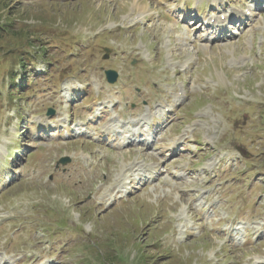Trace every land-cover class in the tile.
Returning a JSON list of instances; mask_svg holds the SVG:
<instances>
[{
  "label": "rangeland",
  "instance_id": "374dc122",
  "mask_svg": "<svg viewBox=\"0 0 264 264\" xmlns=\"http://www.w3.org/2000/svg\"><path fill=\"white\" fill-rule=\"evenodd\" d=\"M213 3L0 0V264H264V0Z\"/></svg>",
  "mask_w": 264,
  "mask_h": 264
},
{
  "label": "water",
  "instance_id": "95a60500",
  "mask_svg": "<svg viewBox=\"0 0 264 264\" xmlns=\"http://www.w3.org/2000/svg\"><path fill=\"white\" fill-rule=\"evenodd\" d=\"M105 76L108 83H114L116 80V73L114 71H105ZM48 114H52L51 110L48 111ZM67 161V159H61L59 163L65 164Z\"/></svg>",
  "mask_w": 264,
  "mask_h": 264
},
{
  "label": "bare ground",
  "instance_id": "6f19581e",
  "mask_svg": "<svg viewBox=\"0 0 264 264\" xmlns=\"http://www.w3.org/2000/svg\"><path fill=\"white\" fill-rule=\"evenodd\" d=\"M139 8V7H138ZM144 8V7H143ZM148 11V10H147ZM146 11V12H147ZM140 16H144V13L142 12V15H140ZM123 133V132H122ZM129 176V175H128ZM125 177L124 179L126 180L125 182H123L122 183V185L121 186H118V191L117 192H119V191H121V192H125V190H126V188H127V184H129V181L131 182V178L130 177ZM131 177H133V175H132V173H131V175H130ZM133 180V179H132Z\"/></svg>",
  "mask_w": 264,
  "mask_h": 264
},
{
  "label": "trees",
  "instance_id": "16d2710c",
  "mask_svg": "<svg viewBox=\"0 0 264 264\" xmlns=\"http://www.w3.org/2000/svg\"><path fill=\"white\" fill-rule=\"evenodd\" d=\"M24 66H25V64H23V68H24ZM10 78H11V81L13 82V80H14L13 74H11V77Z\"/></svg>",
  "mask_w": 264,
  "mask_h": 264
}]
</instances>
